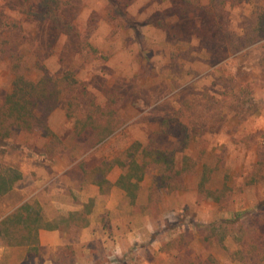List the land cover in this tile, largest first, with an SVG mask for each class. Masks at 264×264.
Segmentation results:
<instances>
[{"label": "rangeland", "instance_id": "1", "mask_svg": "<svg viewBox=\"0 0 264 264\" xmlns=\"http://www.w3.org/2000/svg\"><path fill=\"white\" fill-rule=\"evenodd\" d=\"M169 1L122 0L135 33L109 20L107 0H83L75 21L91 46L80 49L61 37L50 54L40 55L59 84L72 74L93 96L90 109L101 107L94 121L76 127V118L85 121L88 112L76 105L68 110L66 103L47 117L49 132L42 125L0 140V168L22 174L0 196V217L25 202L38 205L63 240L45 254L61 264H245L241 257L256 253L244 230L264 202V39L213 62L219 20H181L164 12ZM214 3L235 40L246 20L264 10V0ZM157 12L165 13L161 26ZM11 14L34 32L29 17ZM33 51L24 46L23 59L26 73L35 76ZM13 76L0 64L1 88H9ZM115 86L142 92L124 103ZM163 119L174 132L162 134ZM179 123L187 127V142ZM134 143L139 146L130 148ZM128 150L146 168L134 202L114 184L127 170ZM101 178L106 181L99 185ZM237 214L243 228L221 225ZM213 223L218 230L209 228ZM23 233L1 234L0 246ZM28 245L25 264H34Z\"/></svg>", "mask_w": 264, "mask_h": 264}, {"label": "trees", "instance_id": "2", "mask_svg": "<svg viewBox=\"0 0 264 264\" xmlns=\"http://www.w3.org/2000/svg\"><path fill=\"white\" fill-rule=\"evenodd\" d=\"M2 1V2H1ZM107 15L109 20L115 24L117 28L133 30L139 33L137 24L131 23L126 15L122 0H107ZM169 6L164 12L171 15H177L181 20L192 21L198 17H213L214 20H219L217 27V36L213 38V46L216 47L214 52L213 62H218L225 59L230 52H236L245 46L255 44L264 39V10L260 9L255 18H248L244 23L242 32L237 35L236 40L227 28L225 23L223 8L211 0L210 4H203L202 0H170ZM83 4V0H0V64L8 66L13 73V78L10 81L9 88L0 87V129L4 127V131L0 132V140L17 135L21 131L33 130L36 127L46 126V120L50 112L68 103V110L74 105L77 108L84 109L88 112L85 121L80 117L76 118V127L81 126L85 129L86 126L94 121L93 115L101 109L96 106V110L92 111L93 96L86 88L71 77L70 80L61 86V83L66 81V78L59 80L53 75H49L44 63L45 56L40 55L42 52L50 54L61 37H68L73 40L74 45L80 49L86 46H91L88 42V34L82 32L76 23V14ZM11 12H17L20 15H25L33 21L34 32H27L22 24V21L13 16ZM165 13L157 12L155 14L156 25L161 26ZM187 23V22H186ZM24 46H29L34 50L37 58L35 64L39 71L35 76L26 73L27 65L24 61L23 49ZM63 60V59H62ZM63 63V61H62ZM69 75V73H67ZM59 77V75H58ZM142 92L138 91H123L119 86L114 87V95L121 97L124 103L135 102L134 98L139 97ZM112 94V93H111ZM111 96V95H110ZM120 100V99H119ZM119 104V101H116ZM115 103V104H116ZM190 106L188 105L187 108ZM73 110V109H72ZM69 116H71L68 113ZM166 124L162 134L170 131L168 128L169 120L163 119ZM182 132L185 138L189 137L187 127L182 125ZM113 131L106 133L104 137L109 136ZM138 143H134L130 148H137ZM134 152L128 150L127 156L130 160L127 165V170L118 175L115 180V185L125 191L126 196L131 202L136 198V192L139 188V182L145 175V163H139L134 157ZM159 159L168 162L163 153L157 152ZM172 164V160L170 161ZM172 165H168L169 169ZM104 170L101 169V173ZM22 178V174L15 168L9 167L6 170L0 168V196L10 191L15 183ZM106 180L101 178L98 184L102 185ZM241 214H237L235 218L223 219L221 225H230L233 223H242L239 221ZM252 224L250 227H245V236L251 241L250 245L253 249L251 257H241L245 264H264V202L256 206V211L250 217ZM56 226L45 221L42 218L41 208L38 205H33L25 202L20 205L15 211L8 214L0 220V235L4 234L7 237L12 236L13 232L23 231L19 240L8 242V244H30L36 249L38 241V232L40 229H53ZM212 231L218 230L219 226L213 223L209 226ZM222 233L227 232L226 227H220ZM223 235V236H224ZM247 239L241 243L245 249ZM260 255V258L258 256ZM262 256V258H261Z\"/></svg>", "mask_w": 264, "mask_h": 264}, {"label": "crops", "instance_id": "3", "mask_svg": "<svg viewBox=\"0 0 264 264\" xmlns=\"http://www.w3.org/2000/svg\"><path fill=\"white\" fill-rule=\"evenodd\" d=\"M51 181V180H50ZM49 182L47 181L42 186L46 187ZM41 186V188H43ZM40 190V189H39ZM38 190V191H39ZM3 217V216H2ZM0 217V220L2 219ZM55 227L53 229H40L38 232V241L33 256L34 264H59L53 257H49L45 254L44 249L49 248L51 250L57 249L63 240L61 234ZM46 236H50L49 240H46ZM28 244H7V246H0V264H25V261H31L30 254H28ZM61 264V263H60Z\"/></svg>", "mask_w": 264, "mask_h": 264}]
</instances>
